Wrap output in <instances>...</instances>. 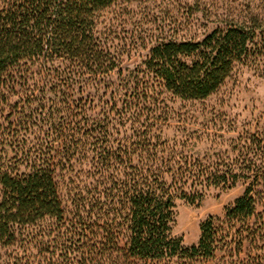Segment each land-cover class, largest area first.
Segmentation results:
<instances>
[{
	"label": "trees",
	"instance_id": "1",
	"mask_svg": "<svg viewBox=\"0 0 264 264\" xmlns=\"http://www.w3.org/2000/svg\"><path fill=\"white\" fill-rule=\"evenodd\" d=\"M132 1L0 0L4 264H264V147L206 161L156 134L171 101L205 99L239 66L264 63V13L198 5L215 22L202 37L174 25L115 45L103 11ZM134 46L148 55L126 72ZM121 127L133 139L115 145ZM240 181L243 195L184 245L178 199L200 203Z\"/></svg>",
	"mask_w": 264,
	"mask_h": 264
},
{
	"label": "rangeland",
	"instance_id": "2",
	"mask_svg": "<svg viewBox=\"0 0 264 264\" xmlns=\"http://www.w3.org/2000/svg\"><path fill=\"white\" fill-rule=\"evenodd\" d=\"M198 5L200 9L206 6L217 11L227 7H253L264 13V0H136L119 2L105 9V22L99 27L103 29L109 22L114 25L119 34L115 45L130 41L133 34L155 32L160 28L168 30L174 25L178 26L179 37H202L215 22L205 18L202 10H196ZM128 52L123 55L121 64L126 72L141 65L148 55L146 49L135 46ZM107 79L118 80L117 73L113 72ZM106 89L105 96L101 94L103 90L98 96L108 99L111 89ZM101 103L96 99L95 112L100 110ZM170 106L172 117L156 131L157 138L163 142L161 147H178L206 161L234 158L240 147H264V63L239 66L205 99H175ZM126 127L114 131L111 139L115 140V145L120 140L133 139L132 130ZM245 187L243 181L226 190L210 187L202 202L195 204L178 199L174 234L181 237L186 246L196 244L202 221L211 215L222 216L226 207L243 195ZM3 251L0 248V264H4Z\"/></svg>",
	"mask_w": 264,
	"mask_h": 264
}]
</instances>
